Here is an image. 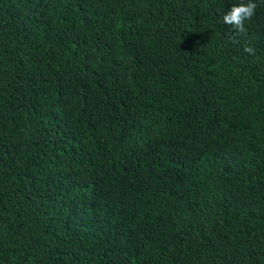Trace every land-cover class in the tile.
<instances>
[{
  "label": "trees",
  "instance_id": "1",
  "mask_svg": "<svg viewBox=\"0 0 264 264\" xmlns=\"http://www.w3.org/2000/svg\"><path fill=\"white\" fill-rule=\"evenodd\" d=\"M240 2L0 0V264H264V0L237 35Z\"/></svg>",
  "mask_w": 264,
  "mask_h": 264
},
{
  "label": "clouds",
  "instance_id": "2",
  "mask_svg": "<svg viewBox=\"0 0 264 264\" xmlns=\"http://www.w3.org/2000/svg\"><path fill=\"white\" fill-rule=\"evenodd\" d=\"M257 3L255 0H247L234 4L222 17V22L230 26L234 34H241L246 32L245 22L251 20L255 14ZM246 53L254 54V49L251 47H245Z\"/></svg>",
  "mask_w": 264,
  "mask_h": 264
}]
</instances>
